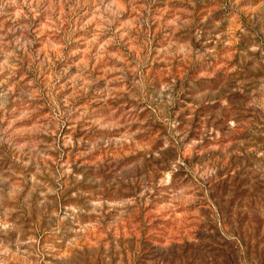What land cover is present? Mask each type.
<instances>
[{"label": "rangeland", "instance_id": "1", "mask_svg": "<svg viewBox=\"0 0 264 264\" xmlns=\"http://www.w3.org/2000/svg\"><path fill=\"white\" fill-rule=\"evenodd\" d=\"M0 264H264V0H0Z\"/></svg>", "mask_w": 264, "mask_h": 264}]
</instances>
